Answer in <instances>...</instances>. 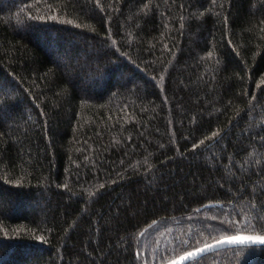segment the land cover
Masks as SVG:
<instances>
[{"label":"trees","instance_id":"obj_1","mask_svg":"<svg viewBox=\"0 0 264 264\" xmlns=\"http://www.w3.org/2000/svg\"><path fill=\"white\" fill-rule=\"evenodd\" d=\"M237 234L264 235V0H0V264Z\"/></svg>","mask_w":264,"mask_h":264},{"label":"snow or ice","instance_id":"obj_2","mask_svg":"<svg viewBox=\"0 0 264 264\" xmlns=\"http://www.w3.org/2000/svg\"><path fill=\"white\" fill-rule=\"evenodd\" d=\"M250 224V222H249ZM142 235V234H141ZM261 244L264 245V235H231L226 239L218 240L216 244H208L204 248H199L196 251L187 252V256L181 257V260L186 258L198 259L205 251L214 249L217 246L228 245H245V244ZM175 264V262H173Z\"/></svg>","mask_w":264,"mask_h":264},{"label":"water","instance_id":"obj_3","mask_svg":"<svg viewBox=\"0 0 264 264\" xmlns=\"http://www.w3.org/2000/svg\"><path fill=\"white\" fill-rule=\"evenodd\" d=\"M218 204H209V205H207L206 207H216ZM237 235H255V234H237ZM227 237H225V238H221V239H226ZM221 239H219V240H221ZM218 241V240H217ZM217 241H214V242H211V243H208V244H216L217 243ZM208 244H205V245H203V246H201V247H198V248H195V249H192V250H190V251H196L197 249H199V248H204L206 245H208ZM246 247V246H264V245H261V244H253V243H250V244H245V245H228V244H225V245H222V246H217V247H215L214 249H212V250H209V251H205L202 255H200L199 256V258L198 259H200V258H202V257H204V256H206V255H208V254H211V253H213V252H216V251H220V250H223V249H227V248H234V247ZM189 252V251H188ZM182 256H184V257H186L187 256V252H185V253H183V254H181L180 256H178L177 258H175V259H173V260H171V261H169V262H167L166 264H173V262H175V264H188V263H190V262H192V261H195V260H197V259H194V258H186V259H184V260H181V257Z\"/></svg>","mask_w":264,"mask_h":264}]
</instances>
